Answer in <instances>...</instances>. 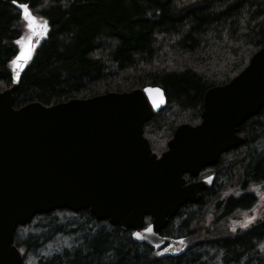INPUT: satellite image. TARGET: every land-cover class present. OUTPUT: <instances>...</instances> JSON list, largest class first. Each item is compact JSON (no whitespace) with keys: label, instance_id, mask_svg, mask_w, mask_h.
I'll list each match as a JSON object with an SVG mask.
<instances>
[{"label":"trees","instance_id":"trees-1","mask_svg":"<svg viewBox=\"0 0 264 264\" xmlns=\"http://www.w3.org/2000/svg\"><path fill=\"white\" fill-rule=\"evenodd\" d=\"M12 3L0 0V91L12 85L16 41L28 34ZM29 6L50 30L22 74L14 106L159 86L167 103L144 128L158 154L177 126L201 121L205 92L230 81L264 46V0H31ZM238 132L245 142L200 175L214 173L213 185L163 230L193 238L194 222L218 198L221 185L238 191L214 200L222 234L209 233L180 253H165L88 209H57L17 228L21 264H264L257 247L264 220L234 232L229 225L255 202L249 189L264 184V108Z\"/></svg>","mask_w":264,"mask_h":264},{"label":"water","instance_id":"water-1","mask_svg":"<svg viewBox=\"0 0 264 264\" xmlns=\"http://www.w3.org/2000/svg\"><path fill=\"white\" fill-rule=\"evenodd\" d=\"M45 38L32 37L33 54ZM30 60L23 68L12 63V85L0 91V264H21L17 228L57 209H88L98 220L134 229L142 242L182 251L183 242L160 232L211 186V176L187 182L186 175L198 177L245 142L239 127L264 108V46L230 81L205 92L201 121L177 126L160 155L144 128L167 103L162 88L16 108L14 93Z\"/></svg>","mask_w":264,"mask_h":264},{"label":"rangeland","instance_id":"rangeland-1","mask_svg":"<svg viewBox=\"0 0 264 264\" xmlns=\"http://www.w3.org/2000/svg\"><path fill=\"white\" fill-rule=\"evenodd\" d=\"M160 154H158V155H160ZM208 174H210V175H208ZM206 175L211 176L212 179L214 178V175L211 172L207 173ZM203 178H205V177H203ZM216 186H218L217 188L219 189L220 194L218 193L219 194L218 198L214 197L213 200L208 203L209 210L206 211L198 219V221L194 222L193 230L196 232L195 236H193V238L190 237L187 239H182V238L179 239L181 242H183L185 244V246L193 245V244L195 245V244L199 243L198 240L204 239L209 233H213V232L214 233H216V232L221 233V231H220L221 229H219L220 222L215 224L216 222H218V220L216 219V215L214 214L215 212L213 210V208L215 207L213 204L214 200L215 199L224 200L223 199L224 197H226L232 193H237L238 191H237V189H234L231 187H225L223 190V187L221 185H216ZM250 190L257 195V199L255 200V202L252 204L251 207H249L246 210L239 211V212L235 213V215L232 217L233 219L231 221V224L229 222V225L232 228L233 232L237 229H245V228L251 226L253 222H255L257 219L261 218L264 214V185L263 186H259V185L254 186ZM261 247L264 249V243L261 245ZM167 249H168V251H162V252H165V253H179L180 252V251H169L170 250L169 247Z\"/></svg>","mask_w":264,"mask_h":264},{"label":"snow or ice","instance_id":"snow-or-ice-1","mask_svg":"<svg viewBox=\"0 0 264 264\" xmlns=\"http://www.w3.org/2000/svg\"><path fill=\"white\" fill-rule=\"evenodd\" d=\"M14 4L18 5L20 9V14L26 22L27 29L30 30L31 35L28 36L27 41H24L22 38H18L16 43L19 44L20 51L13 59L12 63L16 65L17 68H23L24 64L27 63L33 55V51L36 47V44L33 43L32 37H47L50 25L44 20L40 21L32 12L30 8L31 0H24V2H19V0H13ZM159 91V89H157ZM151 229H145V231H150ZM134 235L139 236L140 233H134ZM171 247V246H170ZM172 251H178L179 249L172 248ZM162 251H168V249H163ZM158 255L160 253H157Z\"/></svg>","mask_w":264,"mask_h":264},{"label":"flooded vegetation","instance_id":"flooded-vegetation-1","mask_svg":"<svg viewBox=\"0 0 264 264\" xmlns=\"http://www.w3.org/2000/svg\"><path fill=\"white\" fill-rule=\"evenodd\" d=\"M213 175H214V178H215V174L214 173H212ZM208 175H210V174H208ZM208 175H206V174H204L203 176H198L197 178H194V179H190V180H187L188 182L189 181H194V180H198V179H202L203 177H206V176H208ZM214 178H213V181H214ZM213 181H212V183H211V186L213 185ZM263 186L264 184H256V185H254V186ZM210 186V187H211ZM253 186V187H254ZM209 187V188H210ZM209 188H207V189H204L203 191H202V194H204V192L206 191V190H208ZM252 188V187H251ZM216 190H218L219 191V189L218 188H216ZM250 190V189H249ZM254 195H255V197H256V199H257V195L255 194V193H253ZM189 204V203H188ZM188 204H186V205H188ZM252 206V205H251ZM246 210V209H245ZM150 220H151V218L149 217L148 218V221H147V223L148 222H150ZM261 220H264V214H263V216L261 217V218H259V219H257L255 222H253L252 223V225L251 226H253V225H255L256 223H258L259 221H261ZM251 226H249V227H251ZM249 227H247V228H249ZM247 228H245V229H247ZM165 229V228H164ZM164 229H162V231L160 232V235L161 236H163V237H170V238H174V239H181V238H176V237H173V236H169V235H166L165 234V231H163ZM245 229H237V230H235V231H239V230H245ZM183 239V238H182ZM264 243V237L261 239V240H258V242H257V247L261 250V251H264V249L261 247V245ZM169 245L170 244H168V243H165V244H163L162 246H155V247H157V248H159V249H161V250H163V249H167L168 247H169ZM187 246H185L184 247V249L186 248ZM184 249L182 250V251H184ZM182 251H180V252H182ZM179 252V253H180Z\"/></svg>","mask_w":264,"mask_h":264}]
</instances>
